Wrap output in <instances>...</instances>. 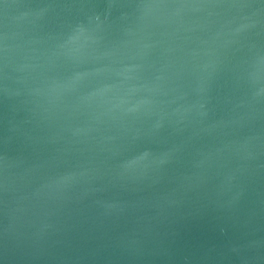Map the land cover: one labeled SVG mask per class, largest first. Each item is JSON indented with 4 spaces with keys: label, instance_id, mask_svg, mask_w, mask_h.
<instances>
[{
    "label": "water",
    "instance_id": "1",
    "mask_svg": "<svg viewBox=\"0 0 264 264\" xmlns=\"http://www.w3.org/2000/svg\"><path fill=\"white\" fill-rule=\"evenodd\" d=\"M0 264H264V0H0Z\"/></svg>",
    "mask_w": 264,
    "mask_h": 264
}]
</instances>
